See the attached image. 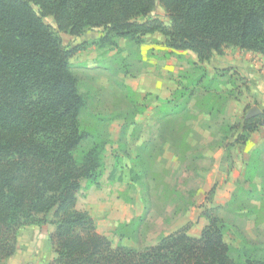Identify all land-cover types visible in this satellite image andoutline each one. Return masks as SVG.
Masks as SVG:
<instances>
[{
	"label": "trees",
	"instance_id": "trees-1",
	"mask_svg": "<svg viewBox=\"0 0 264 264\" xmlns=\"http://www.w3.org/2000/svg\"><path fill=\"white\" fill-rule=\"evenodd\" d=\"M157 1L167 24L152 16ZM95 29L96 41L75 47L60 36ZM154 34L200 63L229 46L264 55V0H0V264L16 253L23 229L45 224L55 226L47 264H264L251 256L233 259L225 225L210 213L199 237L181 227L135 248L113 246L78 208L82 182L99 185L110 139L83 126L87 99L70 59L94 44L119 52L117 39L139 46ZM199 67L196 83L175 91L177 98L189 99L203 82L206 71ZM262 125L263 111L230 128L244 143Z\"/></svg>",
	"mask_w": 264,
	"mask_h": 264
},
{
	"label": "rangeland",
	"instance_id": "rangeland-1",
	"mask_svg": "<svg viewBox=\"0 0 264 264\" xmlns=\"http://www.w3.org/2000/svg\"><path fill=\"white\" fill-rule=\"evenodd\" d=\"M34 9L39 12L36 5ZM152 16L168 23L158 1ZM44 21L56 29L51 16ZM99 35L98 29L80 37L60 34L69 48L94 42ZM119 43V52L94 44L70 59L71 71L87 99L82 124L110 139L99 185L82 182L78 208L93 218L97 231L113 246L135 248L155 244L181 227L198 232L210 213L223 221L224 239L233 259L251 256L264 260V162H253L263 173L258 177L261 183L246 181L227 188L212 183L209 174L220 177L225 172L214 168V156L219 157L217 148L230 139L227 123L239 117L236 100L244 96V78L230 73L233 68H222L219 76L209 69L202 82L206 89L201 83L189 105L183 97L177 108L163 105L156 112L148 106L140 112L141 95H136L131 85L159 75L172 79L182 91L190 82L195 84L203 70L192 68L190 52L178 54L177 61L175 57L164 61L159 34L148 36L142 46ZM210 108L213 113L209 117ZM96 115L103 121L97 123ZM227 192L231 196L224 199ZM54 230L52 224L23 229L16 253L20 260L31 254L41 264L54 256L50 243Z\"/></svg>",
	"mask_w": 264,
	"mask_h": 264
},
{
	"label": "crops",
	"instance_id": "crops-1",
	"mask_svg": "<svg viewBox=\"0 0 264 264\" xmlns=\"http://www.w3.org/2000/svg\"><path fill=\"white\" fill-rule=\"evenodd\" d=\"M121 41L127 42L124 39L119 38L117 39L118 46H120L119 42ZM142 45L143 44L139 46ZM162 47L164 49V53L162 54V59H164V61L173 59L171 57H175L177 61L180 54H183L184 52H190L175 51L167 48L164 45ZM231 48H233L234 51L230 52L229 50ZM190 53L192 54L193 60L190 63L193 65L192 68L201 66L205 68L206 72L207 70L211 69L212 74L215 76L223 74L222 68H233V70H230V73L234 71L237 75H239V77L244 78V83H242L244 85L241 87L244 96L241 98V100H236V105L239 110V117L236 121L227 123L230 125V127L241 122L247 111L253 106H257L261 112H264V55L243 50L238 47L229 46L223 50L222 55H214L209 62L200 63L197 60L196 54L192 52ZM209 64H212L211 67ZM165 72L168 74L169 71L165 70ZM200 85L201 84L198 86ZM131 86L136 95H141V104L143 109L141 112H144L148 106H150L152 111L160 112L163 105L176 107L183 99V97L177 98L175 95V91L179 89V84L177 86L172 79L164 78L159 75L153 76L148 82L142 80L140 84H134ZM194 97L195 94H193L189 99L187 98L186 101L188 105L190 102H192ZM210 109L207 111V115L209 117L213 113L210 111ZM218 112L221 114V116L223 115V105H221V108ZM218 112H214V114H217ZM239 132L240 131L233 128L230 129L228 132L230 134V139H226L219 145V148H217L219 157H217V155L214 156V168L224 170L225 172L220 174V177H218L217 175L211 174L210 171V181L212 183L216 184L219 182L222 185H226L228 188L230 185L233 187L234 184L246 181L253 183L262 182L261 179L258 178L263 176V173L259 171V168L254 166L253 171L248 174L247 167L248 164L250 162H254V160L264 162V125L258 127L255 131L250 132L247 135L246 141L244 143L236 141V137ZM229 169L230 171L228 172ZM248 175L249 178L246 179L245 177ZM251 176H253L252 179ZM230 196V193L227 192L223 198L229 199ZM203 226L198 230V232H192L193 230H188L187 233L192 237H199ZM17 251L16 253H18ZM15 254L1 264H37L36 262H38L37 259L31 257V254L24 256L22 260H20V257ZM51 258L44 259L40 261V263L47 264Z\"/></svg>",
	"mask_w": 264,
	"mask_h": 264
},
{
	"label": "water",
	"instance_id": "water-1",
	"mask_svg": "<svg viewBox=\"0 0 264 264\" xmlns=\"http://www.w3.org/2000/svg\"><path fill=\"white\" fill-rule=\"evenodd\" d=\"M260 113H261V110L257 106H253L247 111L246 118L256 116Z\"/></svg>",
	"mask_w": 264,
	"mask_h": 264
}]
</instances>
